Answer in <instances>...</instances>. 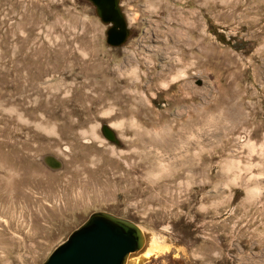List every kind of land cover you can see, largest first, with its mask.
Returning a JSON list of instances; mask_svg holds the SVG:
<instances>
[{"label":"rangeland","instance_id":"rangeland-1","mask_svg":"<svg viewBox=\"0 0 264 264\" xmlns=\"http://www.w3.org/2000/svg\"><path fill=\"white\" fill-rule=\"evenodd\" d=\"M120 8L111 48L85 0H0V264L97 213L165 246L137 264H264V0Z\"/></svg>","mask_w":264,"mask_h":264},{"label":"water","instance_id":"water-1","mask_svg":"<svg viewBox=\"0 0 264 264\" xmlns=\"http://www.w3.org/2000/svg\"><path fill=\"white\" fill-rule=\"evenodd\" d=\"M97 17L109 26L107 45L124 46L130 31L120 8V0H85ZM144 244L141 229L134 223L107 213L89 216L88 221L61 244L44 264H126L131 254Z\"/></svg>","mask_w":264,"mask_h":264},{"label":"bare ground","instance_id":"bare-ground-1","mask_svg":"<svg viewBox=\"0 0 264 264\" xmlns=\"http://www.w3.org/2000/svg\"><path fill=\"white\" fill-rule=\"evenodd\" d=\"M46 163L48 165H50V167H52V168H55L56 166H61V163H59L58 161L53 160V159H51V160L50 159H47L46 160ZM141 232L143 234L144 244H143L142 249L138 253L144 251V257L146 259H148L149 257L152 258L154 256H157L161 252H163V247H165V246L160 245L158 243V240L154 236H152L150 238V237H147L146 236V234H145V232L143 230H141ZM146 244H147V247H146ZM144 248H145V250H144ZM164 250H166V248H164ZM138 253H136V254H138ZM133 255H135V254H131L127 258L126 264H130V262L132 263V261H135V263L137 264V259L136 260H134V258L132 259ZM141 260H142V257L140 258V262H141Z\"/></svg>","mask_w":264,"mask_h":264}]
</instances>
